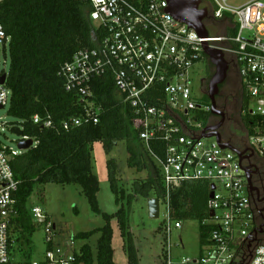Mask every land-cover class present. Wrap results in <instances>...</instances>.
Here are the masks:
<instances>
[{
  "label": "built area",
  "instance_id": "obj_1",
  "mask_svg": "<svg viewBox=\"0 0 264 264\" xmlns=\"http://www.w3.org/2000/svg\"><path fill=\"white\" fill-rule=\"evenodd\" d=\"M88 1L97 44L77 50L61 65L67 91L74 93L83 107V114L65 121L63 128L99 123L102 106L94 99L92 83L97 78L112 77L123 102L131 108L140 141L148 149L152 141L166 145L164 159L152 154L161 170L169 214L163 264H264V218L257 204L264 198L251 193L243 170L246 165L234 151L222 149L215 137H202L211 125L212 105L204 101L208 83L202 79L196 88L191 74L198 62L207 60L204 43L222 50L230 62L229 71L235 68L240 77L247 110L264 118V1L233 8L229 0H202L201 6L210 8L205 21L220 20L228 14L236 28L234 34L213 35L208 31L209 37L177 20L169 11V0ZM11 41L0 22V79L4 74L8 78ZM11 99L6 79L0 82L1 109L9 110ZM33 121L53 127L50 116L44 119L37 114ZM15 126L24 131L22 125ZM247 137L248 146L264 158V147H255ZM253 137L264 139L261 132ZM29 139L33 140L32 147L38 144L25 133L18 136L16 148L0 139V264H86L81 259L82 247L73 252L55 241L56 225L38 206L32 208L31 215L34 224L44 230V258L29 261L12 253L10 224L17 215L13 195L18 182L11 160L26 151L19 144ZM198 180L207 181L210 193H214L207 203L209 218L202 222L207 227V242L197 257L175 259L169 233L182 228V222L172 225L170 194L184 182Z\"/></svg>",
  "mask_w": 264,
  "mask_h": 264
},
{
  "label": "trees",
  "instance_id": "obj_2",
  "mask_svg": "<svg viewBox=\"0 0 264 264\" xmlns=\"http://www.w3.org/2000/svg\"><path fill=\"white\" fill-rule=\"evenodd\" d=\"M90 10L88 0H5L0 5V22L12 37L7 78L12 99L8 114L24 127L25 135L38 142L11 160L18 182V189L13 195L17 215L10 224L11 250L15 257L32 259V238L38 227L32 220L27 203L37 184H79L91 209L103 216L105 224L101 228L78 233L75 237L89 240L99 233L96 245L98 264H115L111 222L116 218L128 264H139L130 226L131 205L138 195L148 199L157 197L165 202L161 170L152 154L164 159L166 145L152 141L148 149L140 141L134 129L131 108L123 102L110 76L97 78L92 83L94 99L102 106L99 123H84L68 130L63 128L65 121L83 114L77 96L67 91L60 68L77 50L96 46L98 35L90 19ZM205 25L213 35L234 34L236 31L228 14L220 20L207 19ZM216 26H220L221 32L214 28ZM206 59L210 66V80L215 67L208 57ZM226 83L227 80L220 85V93L216 97L219 109L220 101L223 102L226 97ZM229 97L230 102L240 109L241 123L247 136L258 132L264 135V118L253 116L247 110L248 101L240 82ZM204 101L209 103V97L206 96ZM37 114L44 119L50 116L53 127L34 123L33 117ZM214 118L211 114V121ZM120 140L126 142L129 167L146 170L147 175L144 179L134 180L131 192L125 194L124 188L118 185L117 163L114 159L109 160L110 186L118 206L115 213L109 214L102 211L99 205L100 182L93 172L92 149L93 143L102 142L109 152ZM209 197V183L204 180L184 182L170 194L171 219L176 222L199 220L201 246L207 242V227L202 222L209 218ZM257 204L261 206L258 200ZM261 221L264 222V219ZM82 253L81 259L86 264L94 263L95 252L90 244L82 246Z\"/></svg>",
  "mask_w": 264,
  "mask_h": 264
},
{
  "label": "rangeland",
  "instance_id": "obj_3",
  "mask_svg": "<svg viewBox=\"0 0 264 264\" xmlns=\"http://www.w3.org/2000/svg\"><path fill=\"white\" fill-rule=\"evenodd\" d=\"M251 1L254 0H229L228 5L233 8H239ZM214 28L221 32L220 26ZM244 34L248 35L249 33L245 32ZM7 62L8 67H10L9 54H7ZM191 74L196 88L200 87L202 79H205L208 83L210 74L208 60L198 62L192 68ZM228 90L233 93L235 87H231ZM233 110L230 109L229 112H233ZM238 113V116L228 120L227 124L232 125L240 137L242 136V138L247 139V131L241 123L240 109ZM15 123L16 120L8 114V107L0 110V139L13 148L17 147L18 140V136L11 132V127ZM249 141L257 148L264 147V139L250 136ZM128 158L129 153L124 140L118 141L109 152L105 150L102 142L93 143L92 166L93 172L97 175L100 182V191L98 193L99 205L102 211L109 214L115 213L118 209L115 195L110 186L108 174L109 160L114 159L117 163L118 185L124 188L125 194L131 192V184L134 180L144 179L147 175L146 170L138 171L129 167ZM157 165H159L158 162ZM27 205L30 213L33 207L38 206L50 216L56 225L57 233L55 241L65 248L74 252L79 251L85 243L90 244L95 252L93 264H98L96 245L100 234H95L89 240L79 239L75 236L81 232L101 228L105 224V220L101 214L91 209L88 199L79 184H37ZM168 220V205L165 202L161 201L160 203L159 218H151L148 208V198L138 195L133 200L130 212V226L139 257V264L164 263L163 252L167 236L165 226L168 224ZM174 222L172 221V225ZM181 222L182 228L172 229V232L169 233L172 255L175 259L183 257L195 258L201 251V223L196 219H184ZM111 225L114 230L112 244L115 264H128L127 255L124 250V240L116 218L112 220ZM44 237V230L38 227L32 238V259L42 260L44 258L46 251ZM72 242H74L73 245H71Z\"/></svg>",
  "mask_w": 264,
  "mask_h": 264
},
{
  "label": "water",
  "instance_id": "obj_4",
  "mask_svg": "<svg viewBox=\"0 0 264 264\" xmlns=\"http://www.w3.org/2000/svg\"><path fill=\"white\" fill-rule=\"evenodd\" d=\"M170 7L169 11L176 17L180 22L187 24L190 28L196 30L202 37H209V32L205 25V19L209 16L208 9L202 7V0H169ZM204 51L208 56L210 63L215 67V73L208 81V97L212 105V114L221 117L219 123L215 126H208L204 129L202 133L203 138H212L217 139L218 144L222 149H230L234 151L243 163V157L240 150H238L231 143L223 142L220 134L216 132L220 126L225 122V115L218 109L217 105V95L220 92V85L225 82L228 76L230 69V62L227 60L225 53L220 49L211 48L209 44L204 43ZM7 75L4 74L1 76L0 82L5 83ZM2 106H0V109ZM11 132L16 135H24V131L20 127H12ZM33 140L29 139L22 141L19 144V148L23 150H28L32 147ZM243 170L246 172L249 188L252 194L257 192V187L253 183V172L251 166H243ZM215 189V186H212ZM214 193H210V197H213ZM263 200V199H262ZM160 199L157 197H152L148 199V208L151 218H159L160 216ZM214 213L212 212L211 215Z\"/></svg>",
  "mask_w": 264,
  "mask_h": 264
},
{
  "label": "flooded vegetation",
  "instance_id": "obj_5",
  "mask_svg": "<svg viewBox=\"0 0 264 264\" xmlns=\"http://www.w3.org/2000/svg\"><path fill=\"white\" fill-rule=\"evenodd\" d=\"M227 83L224 88V91L226 93V97L224 98V101H220L221 108L219 109L221 112L225 115V122L222 126H220L218 129H216V132H218L225 142L231 143L233 146H235L238 150L241 151L242 157H243V163L246 166H251V170L253 172V183L255 187H257V195L260 198H264V195L262 196V190H264V158H262L255 149L248 146V138L244 139L242 136L240 137L234 127L232 125H228L227 121L230 119H233V117L238 116V105L231 103L229 100L233 93L228 90L231 87H237L240 82V77L237 73V70L235 68H232L228 72L227 76ZM225 80V81H226ZM220 93V92H219ZM228 95V96H227ZM233 101V100H232ZM233 109V112H229ZM215 118L211 121L210 126H215L219 123L221 120L220 116L214 115ZM261 211L262 216L264 218V201L261 202ZM264 231V229H263Z\"/></svg>",
  "mask_w": 264,
  "mask_h": 264
}]
</instances>
